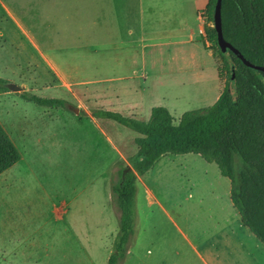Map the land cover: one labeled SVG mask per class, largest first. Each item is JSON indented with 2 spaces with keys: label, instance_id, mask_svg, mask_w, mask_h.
<instances>
[{
  "label": "rangeland",
  "instance_id": "obj_1",
  "mask_svg": "<svg viewBox=\"0 0 264 264\" xmlns=\"http://www.w3.org/2000/svg\"><path fill=\"white\" fill-rule=\"evenodd\" d=\"M174 1L183 18L191 14L190 0ZM172 4L0 0V79L21 87L0 93V121L22 153L0 175V264L108 263L120 234L114 186L137 152L138 133L94 116L95 108L148 120L154 107L165 106L179 121L185 112L217 101L218 65L201 35L198 69L178 51L179 44L162 46L154 59L156 41L178 40L154 33L169 29H127L128 10L151 25L156 19L164 23L163 7ZM202 18L207 27L214 25L204 13ZM175 34L185 38L183 31ZM210 47L222 63L216 42ZM25 91L66 104L39 105L22 97ZM217 173L215 163L196 154L161 157L144 180L163 206H149L147 186L139 181L135 230L121 264H150V237L180 244L170 215L189 234L202 233L208 205L218 203L211 183Z\"/></svg>",
  "mask_w": 264,
  "mask_h": 264
},
{
  "label": "trees",
  "instance_id": "obj_2",
  "mask_svg": "<svg viewBox=\"0 0 264 264\" xmlns=\"http://www.w3.org/2000/svg\"><path fill=\"white\" fill-rule=\"evenodd\" d=\"M216 1L210 0L206 13L213 24ZM222 22L225 38L252 63L264 66V0H224ZM206 32L218 46L222 70L227 75L214 104L187 111L179 121L165 106L154 107L148 120L104 108L93 110L94 116L116 120L138 133L133 139L137 152L130 157V165L120 170V182L114 186L120 234L107 264H121L126 257L135 230L138 177L167 154L195 153L216 163L232 181L231 198L243 222L264 243V72L260 75L253 71L231 52L237 66L234 97L229 90L230 67L219 47L215 26H206ZM7 82L0 79V93L9 91ZM22 97L49 107L66 104L65 99L27 91ZM21 158L20 149L0 121V175Z\"/></svg>",
  "mask_w": 264,
  "mask_h": 264
},
{
  "label": "crops",
  "instance_id": "obj_3",
  "mask_svg": "<svg viewBox=\"0 0 264 264\" xmlns=\"http://www.w3.org/2000/svg\"><path fill=\"white\" fill-rule=\"evenodd\" d=\"M209 2L210 0H190L191 14L183 18L178 6H176L179 3L173 0L175 4H172V9L168 5H164L163 7L166 16L162 19L165 22L163 23L156 19V22L151 25L146 19L138 16L135 10L131 9L126 12V25L127 29H130L131 32H133L132 29H169L155 30L154 33L157 35L165 33L166 36L179 38L178 40L166 42L156 41L155 45L151 46L155 47L152 49L154 59H159L162 46L179 44L180 48L178 51L182 52L186 56V60L198 69H201L199 56V45L201 43L199 35H201L206 40V47L211 49L210 54L217 61L221 88V92L218 95L219 98L226 84V75L222 70L221 61L218 60L212 47H210L212 41L207 38L206 23L202 18V13L206 16ZM129 5L132 7L131 4ZM153 8L154 6L150 5V9L152 10ZM187 11L189 12V10ZM178 30L183 31V34L180 35L185 38L175 34ZM196 155L201 156L200 154ZM156 164L147 173L153 171ZM147 173L138 177V183L140 181L144 187L147 186L146 190L150 198L149 206L154 203H159L163 206L154 194L152 187L144 180V176ZM230 180L229 177L223 175L221 172L220 174L217 173L215 180L211 181L214 188L213 191H216L212 194L218 203L214 204V206L208 205L210 218L203 222L205 227L202 229V233L198 235L189 234L181 227L179 222L175 221L172 215H170L171 213L166 211L171 216L170 221L172 225L180 232L178 235L181 236L182 242L175 244L173 239L166 238L163 241L162 239L154 240L150 237L151 248L148 253L150 264H264V243L243 222L241 214L231 198L232 181ZM192 195L189 194L187 198L192 197ZM199 197L200 203H202V198L201 196ZM212 208L214 210L211 212ZM58 211L60 212V210ZM139 232L141 230L138 231L137 228L133 239V248H136L137 251L139 250V242L141 240Z\"/></svg>",
  "mask_w": 264,
  "mask_h": 264
},
{
  "label": "water",
  "instance_id": "obj_4",
  "mask_svg": "<svg viewBox=\"0 0 264 264\" xmlns=\"http://www.w3.org/2000/svg\"><path fill=\"white\" fill-rule=\"evenodd\" d=\"M224 0H217L214 6V26L216 28V33L218 37L219 47L229 64L230 67V81L229 90L235 97V91L237 89V75H236V62L233 60L231 52H234L248 67L253 71H256L261 75L264 72V66L252 63L237 47H235L231 42H229L223 33V22H222V5ZM12 90H21L19 85L14 83L9 84ZM73 109L79 112V108L73 107Z\"/></svg>",
  "mask_w": 264,
  "mask_h": 264
}]
</instances>
